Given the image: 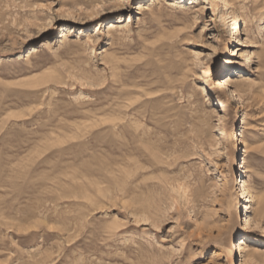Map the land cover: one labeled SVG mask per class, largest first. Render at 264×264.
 I'll use <instances>...</instances> for the list:
<instances>
[{"label": "rangeland", "instance_id": "rangeland-1", "mask_svg": "<svg viewBox=\"0 0 264 264\" xmlns=\"http://www.w3.org/2000/svg\"><path fill=\"white\" fill-rule=\"evenodd\" d=\"M258 202L264 0H0V264H254Z\"/></svg>", "mask_w": 264, "mask_h": 264}, {"label": "bare ground", "instance_id": "bare-ground-1", "mask_svg": "<svg viewBox=\"0 0 264 264\" xmlns=\"http://www.w3.org/2000/svg\"><path fill=\"white\" fill-rule=\"evenodd\" d=\"M226 2H228V0H226ZM144 6H141L140 9H143ZM114 28L113 24L112 26H110V30H112ZM72 32V28H68L65 29L61 32V38L65 41L67 39L70 38ZM54 43V40H49L46 43V47H52ZM239 76H241V74H239L237 71L233 70V71H228L227 73L224 74L223 78L217 81V88L221 93H228L231 92L232 90V84L234 79L239 78ZM233 93V91L231 92ZM245 141L242 138V136L239 137L238 139V146H244L245 147ZM243 153H246L245 149H242ZM238 171L239 172V177L237 178L236 182H237V186H239V192H240V197L242 200H244L245 202H250L249 198H251V202H254L256 199V196L254 194H252L250 191V187L248 182L245 180V176L244 173L245 171V158L242 157L241 158V163L238 166ZM257 204V203H256ZM259 205H262L261 207V212L264 213V205L263 202H258ZM245 209L248 210L250 208H248L247 206H245ZM260 210V209H259ZM260 212V213H261ZM247 221L250 222H254V220L247 214L245 215V222L247 223ZM262 247V245H260V243L256 242L254 243V241L250 238V234L245 235L244 237L240 238L239 241H235L233 243L232 246V254H239V257H242V255H247L249 258L250 262H253L254 264H261L262 262H264V255L263 254H258L260 248Z\"/></svg>", "mask_w": 264, "mask_h": 264}]
</instances>
